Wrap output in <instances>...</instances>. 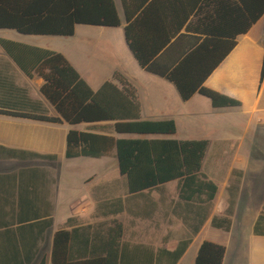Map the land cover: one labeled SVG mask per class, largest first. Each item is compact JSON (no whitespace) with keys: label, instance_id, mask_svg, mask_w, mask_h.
<instances>
[{"label":"crops","instance_id":"obj_1","mask_svg":"<svg viewBox=\"0 0 264 264\" xmlns=\"http://www.w3.org/2000/svg\"><path fill=\"white\" fill-rule=\"evenodd\" d=\"M116 3L123 20L121 0ZM122 27H126L125 19ZM36 38L24 41L14 31H0V41L58 52L42 44L49 39ZM58 53L95 92L116 73L126 77L138 91L144 121L176 122L175 136L151 138L188 141L178 138L181 124L212 126L216 119L224 136L218 151L207 140L210 147L203 173L219 193L206 212L198 202L181 199L179 182L130 194L115 153L103 159L69 160L72 130L134 137L117 135L112 123L70 126L15 116L60 117L42 94L44 80L26 75L0 44V111L10 113L0 114V264H53L54 239L61 231L80 230L70 246L76 257L90 258L94 250L102 255L104 245L98 241L107 238L114 223L124 228L126 264L147 263V251L139 248L156 254L175 251L188 239L193 242L179 264H196L205 242L226 248L223 264H264V236L255 234L264 208V17L238 38L237 47L205 83L206 88L241 102V108L215 109L199 94L184 102L174 84L144 71L131 51L130 60L134 58L140 75L118 63L109 74L98 76L70 53ZM252 142L260 146L255 156ZM232 202L231 231L215 229L213 219L225 216ZM203 222L200 233L194 235Z\"/></svg>","mask_w":264,"mask_h":264},{"label":"trees","instance_id":"obj_2","mask_svg":"<svg viewBox=\"0 0 264 264\" xmlns=\"http://www.w3.org/2000/svg\"><path fill=\"white\" fill-rule=\"evenodd\" d=\"M121 3L126 42L144 71L174 84L184 102L199 94L210 100L215 109L242 107L241 102L206 88L205 83L237 47L238 38L248 34L264 17V0ZM78 26L122 27L116 0H0V31L68 38L76 35ZM0 44L26 75L44 80L42 94L60 117L15 116L70 126L112 123L117 135L134 137L119 139L72 130L68 135L69 160L103 159L115 153L130 194L179 182L182 200L196 201L206 212L212 208L219 188L203 173L209 141L151 138L175 136L176 122L144 121L137 89L119 73L95 92L64 55L3 40ZM234 211L232 202L225 216L213 219V227L230 232ZM204 224L198 225L193 234L198 235ZM78 233L80 230L55 235L53 264H126L129 257L122 243L121 224L114 223L107 238L98 241L104 245V253L96 255L94 250L90 258L72 253L70 246ZM255 234L264 236V208ZM192 242L188 239L175 251L161 250L158 254L149 248L139 249L147 251L146 264H179ZM225 256L224 246L205 242L196 264H223Z\"/></svg>","mask_w":264,"mask_h":264},{"label":"rangeland","instance_id":"obj_3","mask_svg":"<svg viewBox=\"0 0 264 264\" xmlns=\"http://www.w3.org/2000/svg\"><path fill=\"white\" fill-rule=\"evenodd\" d=\"M14 33L19 35L24 41L36 38L20 35L15 31ZM38 38L49 39L42 44L54 48L58 52L70 53L73 57L85 62L86 68L89 69L91 74L98 76L109 74L112 69L118 67V63H122L131 74L140 75L139 67L134 58L130 60L131 53L127 48L125 29L123 27L112 29L78 26L74 37H37L36 39ZM215 120H213L212 126L205 125L204 127H202L203 124H197V122L194 123L197 124L196 126L188 125V123L181 124L178 138L181 140H212L214 143L213 151H218L221 148L219 142L223 140L224 135L219 122H215ZM251 137L252 135L249 137L248 142H251ZM250 145L252 154L254 156L257 155L260 150L258 143L252 142ZM216 166H221V161H218Z\"/></svg>","mask_w":264,"mask_h":264}]
</instances>
